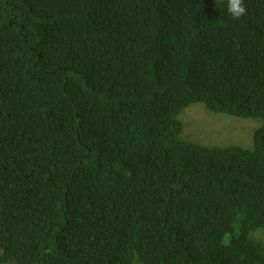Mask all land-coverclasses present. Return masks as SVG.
Masks as SVG:
<instances>
[{
	"label": "trees",
	"instance_id": "1",
	"mask_svg": "<svg viewBox=\"0 0 264 264\" xmlns=\"http://www.w3.org/2000/svg\"><path fill=\"white\" fill-rule=\"evenodd\" d=\"M0 0V264H264V0ZM259 122L252 147L179 114Z\"/></svg>",
	"mask_w": 264,
	"mask_h": 264
},
{
	"label": "rangeland",
	"instance_id": "2",
	"mask_svg": "<svg viewBox=\"0 0 264 264\" xmlns=\"http://www.w3.org/2000/svg\"><path fill=\"white\" fill-rule=\"evenodd\" d=\"M179 115L183 126L181 137L205 146H241L250 149L252 134L259 126V122L253 119L209 113L201 104H192ZM253 237L264 245V229L257 230Z\"/></svg>",
	"mask_w": 264,
	"mask_h": 264
},
{
	"label": "clouds",
	"instance_id": "3",
	"mask_svg": "<svg viewBox=\"0 0 264 264\" xmlns=\"http://www.w3.org/2000/svg\"><path fill=\"white\" fill-rule=\"evenodd\" d=\"M226 10L230 17L235 20H239L241 17L247 14V8L245 6L244 0H227Z\"/></svg>",
	"mask_w": 264,
	"mask_h": 264
}]
</instances>
